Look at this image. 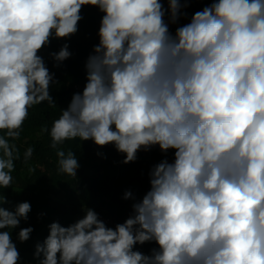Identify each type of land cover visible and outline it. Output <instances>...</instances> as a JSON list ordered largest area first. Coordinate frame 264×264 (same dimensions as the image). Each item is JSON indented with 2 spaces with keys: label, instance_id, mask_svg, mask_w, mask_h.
Wrapping results in <instances>:
<instances>
[{
  "label": "clouds",
  "instance_id": "obj_1",
  "mask_svg": "<svg viewBox=\"0 0 264 264\" xmlns=\"http://www.w3.org/2000/svg\"><path fill=\"white\" fill-rule=\"evenodd\" d=\"M82 5L103 12L98 43L82 91L46 129L52 146L91 139L112 143L124 162L152 146L173 158L150 169L141 199L125 191L133 203L122 223L107 226L92 208L50 223L38 264H264V0H213L174 33L187 0L167 9L162 0H0V187L15 166L6 137L19 135L33 104L52 100L38 50L76 32ZM69 54L66 45L50 53ZM57 156L75 176L76 156ZM29 210L27 201L0 207V264H17L10 229ZM146 241L150 254L134 249Z\"/></svg>",
  "mask_w": 264,
  "mask_h": 264
},
{
  "label": "trees",
  "instance_id": "obj_2",
  "mask_svg": "<svg viewBox=\"0 0 264 264\" xmlns=\"http://www.w3.org/2000/svg\"><path fill=\"white\" fill-rule=\"evenodd\" d=\"M183 2V0H181ZM213 0H187V7L175 23H169V31L187 23L192 14L201 10ZM167 9V0H162ZM76 32L65 37H49V43L38 50L53 74L49 85L51 101L44 100L33 104L20 127L17 137H6L14 144V168L7 187H0V207L9 210L27 201L30 210L27 219L10 229L12 240L19 253L17 264H38L40 257L35 256L36 244L43 243L48 235V225L53 221L63 226L81 218L87 208H92L98 218L107 226L122 223L132 212V198H124L125 191L132 193L136 200L142 198L149 189V171L161 159L173 158V151L161 152L158 146L148 150L140 149L136 159L124 162L125 154L117 151L112 143L97 145L91 139H65L63 143L52 146L51 137L46 129L66 108L73 93L81 92L86 83L85 62L98 43V28L103 12L96 6L82 5ZM167 22V13L165 15ZM67 46L69 56L57 61L50 53ZM6 130L0 129V136ZM31 147V155L25 159V150ZM65 154L71 151L77 158L75 176L59 171L57 150ZM31 226L29 238L17 239L20 228ZM3 230V229H0ZM134 249L150 254L156 247L154 241L135 244Z\"/></svg>",
  "mask_w": 264,
  "mask_h": 264
}]
</instances>
